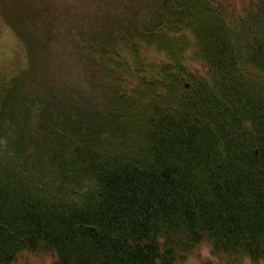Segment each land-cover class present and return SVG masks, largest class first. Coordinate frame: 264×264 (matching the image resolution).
Instances as JSON below:
<instances>
[{
	"label": "trees",
	"instance_id": "obj_1",
	"mask_svg": "<svg viewBox=\"0 0 264 264\" xmlns=\"http://www.w3.org/2000/svg\"><path fill=\"white\" fill-rule=\"evenodd\" d=\"M18 5L9 22L30 62L0 81V264L28 251L185 264L206 242L224 263L205 264L264 260V0L238 14L225 0H122L121 19L66 26L92 78L126 47L137 55L138 85L117 82L104 112L42 83L59 10L37 21L35 45ZM144 45L165 58L140 56Z\"/></svg>",
	"mask_w": 264,
	"mask_h": 264
},
{
	"label": "rangeland",
	"instance_id": "obj_2",
	"mask_svg": "<svg viewBox=\"0 0 264 264\" xmlns=\"http://www.w3.org/2000/svg\"><path fill=\"white\" fill-rule=\"evenodd\" d=\"M17 1L19 5L18 9L23 10L21 14L22 22L25 23L27 29L24 31L25 34L29 35L35 33L34 44L37 45L42 38L45 37L42 30H38L37 21H41L44 17L43 14L46 11H51L54 8L59 10V21L61 24L60 29L54 34V41L50 48L53 50L52 56L54 60H48L44 66L45 61L40 63V66L35 65L36 71L41 76V70L44 74V78L41 79L44 85L50 84L52 90L54 89L59 93L63 94L71 104L83 105L90 108H100L103 112L107 109L110 97L107 95L116 86L117 82L128 81V92L133 90L138 84H136L137 77V55H134L128 47L124 49L123 61H114L112 65H108L112 68L108 73L102 72V79L92 78L89 76V69L85 62L80 58V48L74 44L75 42L70 41L68 43L72 32L66 33L68 29L66 26L70 25H88L98 21L93 19H100L102 15L111 14L110 16L116 15L120 19L122 18L121 6L122 0H36L37 6L41 4L40 8H34L32 5H27V0H0V81L6 78H13V73L16 69H22L28 66L30 62L29 54L24 47L21 35L12 27L9 21H13L11 10L14 8L13 3ZM76 3L78 8L86 13L79 12L77 7L70 6L71 2ZM225 0L228 6L229 14H238V11L245 7H250L251 10L254 8L259 0ZM69 3V4H68ZM6 4V5H4ZM73 5V4H72ZM9 9V15L4 14V9ZM34 8V9H33ZM37 11H42L37 14ZM109 16V17H110ZM34 25H32V24ZM40 29V27H39ZM75 37L78 35L74 33ZM45 48H37L36 55L41 57L46 52L42 53ZM50 50V49H48ZM46 50V51H48ZM141 55H149L153 59H164V52L157 50L155 47L142 46ZM130 55V56H126ZM136 57V60L135 58ZM126 58L130 59V64L127 63ZM106 64H103L105 66ZM102 66V64H101ZM192 69L199 72V67L196 65L192 66ZM202 70V69H201ZM200 70V71H201ZM23 76V75H22ZM22 88H26V85H30L32 81L31 75L23 76ZM28 78V80H27ZM41 78V77H40ZM15 80V78H13ZM148 87V86H147ZM150 90L151 88L148 87ZM34 91V90H33ZM149 92V91H148ZM22 116L24 113L21 114ZM31 117L28 118V120ZM44 125V124H40ZM38 125L37 128L40 126ZM36 128V129H37ZM3 141H0L2 144ZM219 259L220 262L224 263V259L218 258L217 254L212 252L209 243H203L192 253H189L187 258L184 260L185 264H205L207 261L212 260L216 262ZM53 261V254L42 252L28 251L20 256L16 261L9 264H49ZM242 264H250L248 259H245ZM259 264H264L262 260Z\"/></svg>",
	"mask_w": 264,
	"mask_h": 264
},
{
	"label": "bare ground",
	"instance_id": "obj_3",
	"mask_svg": "<svg viewBox=\"0 0 264 264\" xmlns=\"http://www.w3.org/2000/svg\"><path fill=\"white\" fill-rule=\"evenodd\" d=\"M2 96V95H1Z\"/></svg>",
	"mask_w": 264,
	"mask_h": 264
}]
</instances>
